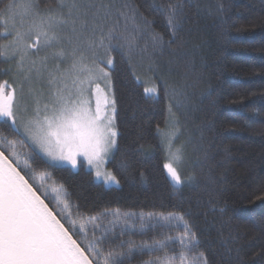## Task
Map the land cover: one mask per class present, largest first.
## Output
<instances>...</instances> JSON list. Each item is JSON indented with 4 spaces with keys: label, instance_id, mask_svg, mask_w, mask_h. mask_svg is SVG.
<instances>
[{
    "label": "trees",
    "instance_id": "16d2710c",
    "mask_svg": "<svg viewBox=\"0 0 264 264\" xmlns=\"http://www.w3.org/2000/svg\"><path fill=\"white\" fill-rule=\"evenodd\" d=\"M12 1L0 0V33L4 10ZM31 2L42 15L49 10L68 12L58 7L59 0ZM63 2L96 6L81 7L77 15L75 27L85 38L93 35V28L97 36L101 27L105 32L115 28L134 43L128 55L113 41L109 68L118 131L109 168L119 184L98 183L82 166L78 170L49 166L40 155L29 158L37 174L46 171L52 179L45 180L63 184L66 198L81 213L118 209L134 214L128 226L115 227L116 233L124 229L126 241L137 245L166 241L167 254H178V237L186 222L198 242L188 254L190 261L202 252L209 264H236L238 259L243 264H264V202L254 198L264 190V0ZM170 4L176 6L180 20L176 37L167 26L165 9ZM62 31L70 34L71 25ZM153 34L163 37L162 47H153ZM5 43L0 36V44ZM82 50L84 62L92 63L86 45ZM3 51L0 48V83L11 86L14 59ZM164 80L181 94L165 97ZM153 87L158 94L145 93ZM0 132L13 138L3 126ZM171 133H175L173 151L182 150L179 186L170 182L163 168L171 159L165 138ZM24 159L22 153V164ZM179 215L183 221L172 218ZM111 220L109 214L98 222L102 228L111 227ZM169 236L173 240H167ZM164 255L145 248L143 254L122 260L147 264Z\"/></svg>",
    "mask_w": 264,
    "mask_h": 264
},
{
    "label": "snow or ice",
    "instance_id": "6c2138e0",
    "mask_svg": "<svg viewBox=\"0 0 264 264\" xmlns=\"http://www.w3.org/2000/svg\"><path fill=\"white\" fill-rule=\"evenodd\" d=\"M17 7L13 2L4 10V31L0 36L7 43L0 44V48L10 53L13 59L18 57V73L28 74L23 75L18 88L11 87L7 81L0 83V126L13 136L9 139L0 132V264H123L122 258L137 252L143 254L145 248L149 252L165 253L147 264H209L202 252L192 261L189 260L188 254L198 242L195 241L196 234L186 222L184 231L178 237L181 251L168 255L166 241H154L151 245L141 242L137 245L134 241L122 238L125 235L123 228L119 233L115 232L118 224L128 226L134 214L121 213L118 209H106L98 215L81 213L78 206L71 205L66 198L63 184L57 185L55 181L47 184L45 178L52 177L46 171L37 174L29 163L30 157H38L43 153L52 162L49 166L66 162L76 168L77 158L82 156L89 168L95 170L97 180L102 178L105 184H119L112 172L101 171V166L117 144L118 133L111 76L98 61L107 66L113 64V41L117 42L116 46L126 48L128 55L134 43L123 33L117 34L115 28L105 32L101 27L98 36L95 34L96 28H93V35L85 38L83 32L75 27L77 15L81 7L91 9L96 7L94 5H67L59 0L58 7L68 8L67 14L63 11L53 14L49 10L47 15H42L35 10L36 5L27 0L19 5L20 11L11 16L9 24L7 13ZM124 7L133 13L136 11L129 5ZM165 12L167 26L172 36L176 37L180 25L176 6L168 5ZM120 14L125 16L123 12ZM69 25L70 34L62 31ZM65 39L72 46L70 52H66L63 47ZM152 43L154 48L162 47L163 37L153 34ZM85 45L93 57L91 66L84 63L82 49ZM69 57L71 64L68 69L61 71L57 63L55 69L49 71L48 83L52 90L47 97L31 87L30 74L33 71L39 76L41 69L47 68L50 59L55 61ZM69 79L71 88L67 83ZM100 79L105 81L107 90L96 82ZM26 83L29 85L27 93ZM145 93L156 95L158 90L153 87L145 89ZM163 93L165 97L181 94L167 80H164ZM26 96L32 101L31 107L26 103ZM168 111L172 115L171 104ZM174 136L175 133L166 134L171 159L164 163L163 168L173 185L179 186L183 182L178 170L182 150L175 148L173 151ZM22 153L25 156L23 164ZM254 198L264 202V190L254 194ZM109 214L112 216L109 221L111 227L102 228L98 221ZM172 218L184 220L183 215ZM98 231L100 235H97ZM167 240H173V237L169 236ZM236 264H243V261L238 259Z\"/></svg>",
    "mask_w": 264,
    "mask_h": 264
},
{
    "label": "rangeland",
    "instance_id": "374dc122",
    "mask_svg": "<svg viewBox=\"0 0 264 264\" xmlns=\"http://www.w3.org/2000/svg\"><path fill=\"white\" fill-rule=\"evenodd\" d=\"M15 2L18 7L16 9H11L9 10V12L7 13L8 17H9V24L11 23V16L15 13V12H18L20 11V8H19V5H22L24 3L27 2V0H13L11 3ZM5 14V13H4ZM45 15V14H43ZM18 19V18H17ZM63 47L65 49L66 52H70L71 51V45L69 44L68 40H65L64 43H63ZM52 51V50H50ZM3 53H5L7 56H11L10 53H7L5 52V50L3 51ZM41 55H44L43 52H41ZM33 59H35V57H32ZM18 57L14 59V66H15V74H14V77H12V80H11V87H16L18 88L19 86V83L20 81L22 80L23 78V75H27L28 73H23V74H20L18 73L17 71V61ZM88 61H91V60H88ZM84 62L88 65L91 66V62ZM59 63L60 65V69L61 71H64L66 69H68L70 67V64H71V58H67V59H64V60H49L48 61V65H47V68L46 69H41V72H40V75L37 76L36 72L33 71L30 75H31V87L34 88L37 92H42L44 94L45 97H47L51 90H52V86L49 85L48 83V80H49V71H53L55 69V65ZM25 67H27V64L25 65ZM107 68L106 71H108L110 73V76H111V72L109 71V68H111V66H106ZM97 83L100 84L101 88H105V90H107L106 88V85H105V81L103 79H100V80H97L96 81ZM67 83H68V86L71 88L72 87V84H71V79L67 80ZM29 85L26 83L25 84V91L27 93V89H28ZM95 86L93 85V88ZM111 94L113 95V87H112V77H111ZM26 103L29 104V106L31 107V104H32V101L29 97L26 96ZM94 101H93V107H94ZM116 130H117V127H116ZM118 133V131H117ZM116 147H117V144L116 146L111 150L106 162L101 166V171L104 172V171H110V168H109V161L112 159L113 155H114V152L116 150ZM46 162L52 164V162L48 161V158L45 157L43 155V153H40L39 154ZM78 159V164L76 166V168H72L71 165L67 164L66 162H59V163H56L54 165L56 166H67V167H70L71 169L73 170H78L81 166L87 170H89L93 176V179L94 181L98 182V183H102V184H105L103 182V179L101 178L100 180H97L96 177H95V170L93 169H90L89 166L87 165V162L86 160L80 156L77 158ZM111 172V171H110ZM45 182L47 184H52V182L48 181V180H45ZM115 183H111V184H105V185H114Z\"/></svg>",
    "mask_w": 264,
    "mask_h": 264
},
{
    "label": "water",
    "instance_id": "95a60500",
    "mask_svg": "<svg viewBox=\"0 0 264 264\" xmlns=\"http://www.w3.org/2000/svg\"><path fill=\"white\" fill-rule=\"evenodd\" d=\"M165 174H166L167 178L170 180V178H169V176H168V174H167L166 170H165ZM170 182H171V180H170Z\"/></svg>",
    "mask_w": 264,
    "mask_h": 264
}]
</instances>
